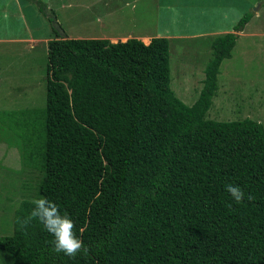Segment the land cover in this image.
Instances as JSON below:
<instances>
[{"label": "trees", "instance_id": "1", "mask_svg": "<svg viewBox=\"0 0 264 264\" xmlns=\"http://www.w3.org/2000/svg\"><path fill=\"white\" fill-rule=\"evenodd\" d=\"M252 17L214 38L191 106L170 88L168 38L47 41L44 109L21 113L35 123L23 126V158L41 176L0 236L12 264H264V127L206 117ZM40 197L72 219L86 252H53L36 219L22 227Z\"/></svg>", "mask_w": 264, "mask_h": 264}, {"label": "rangeland", "instance_id": "2", "mask_svg": "<svg viewBox=\"0 0 264 264\" xmlns=\"http://www.w3.org/2000/svg\"><path fill=\"white\" fill-rule=\"evenodd\" d=\"M17 1L0 0V7L4 2L8 4L0 12V39H27L23 43L0 41V236L11 233L14 209L20 201L35 196L41 176L39 170L24 161L20 146L26 132L23 126L31 125L27 132L30 133L34 123L21 113H39L45 105L47 50L43 43L29 42L34 36L61 37L64 31L67 36L63 38L91 39L103 32L100 37L108 38V33L135 32L137 19L147 20L146 26L154 31L158 25H165L171 35L177 36L169 45L170 88L178 99L191 106L203 87L205 68L212 59L211 44L219 35L216 31L251 13L253 17L238 37L231 57L220 65L218 89L206 117L222 122L251 119L264 127V0H221L225 11L235 10V21L230 15L224 21H211L207 23L209 28L204 29L206 35L195 38L185 33L202 32L194 26L186 30L188 26L177 28L174 15H167L165 8L159 11L155 0H48L46 6L52 9L45 11L51 19L44 26H38V19L45 17L43 13L34 11L31 4L20 7ZM39 1L43 6L45 0ZM201 1L207 9L210 3H216ZM105 11L110 14L101 13ZM0 264H12L10 254L0 251Z\"/></svg>", "mask_w": 264, "mask_h": 264}, {"label": "crops", "instance_id": "3", "mask_svg": "<svg viewBox=\"0 0 264 264\" xmlns=\"http://www.w3.org/2000/svg\"><path fill=\"white\" fill-rule=\"evenodd\" d=\"M46 1H48V0H45V2L42 1L45 6H46ZM181 1H183V3L179 4ZM181 1L180 0H155V4H156V7L159 9V11L161 8H165L167 15H174L175 24H178L177 28H180L181 26H185V27L188 26L187 28H185V30H186V29H190L192 26H194V28L198 29L197 32H202V33H194V35L189 34V33H185L186 35H189L190 38H195V37L200 36L202 34L206 35V33H203V32H205L204 29L209 28L207 23H209L211 21H215V20H216V22L218 20L224 21V20H226V17L229 15L233 17L234 21L236 19L235 10L231 9L229 11H225L223 8V4L221 3V0H214L216 2L215 4L210 0L212 3H210L209 9H207L205 7V5L203 4V1H201V0H181ZM25 4L26 5L31 4L32 6H30V7H32L34 9V11L39 10L40 13H43L39 9V4H40L39 0H31L29 2H26L25 0L17 1V5L20 7H23ZM44 5H43V7H44ZM7 6H8L7 2H4L2 4V7H0V12L5 11L7 9ZM44 9L51 10L52 7L49 8V5H48V6L44 7ZM189 11L191 12L192 15H190L188 13ZM101 13L106 14V15L110 14L108 11L101 12ZM158 13L160 15V12H158ZM164 14L165 13H162V15H164ZM43 15L45 17L42 18V20L38 19V21H39L38 26H40V25L44 26V24L50 18L48 15H45L44 13H43ZM187 16L189 17L188 19L186 18ZM137 23H138V25H137L135 32L133 30H125L124 33H118L117 35H113V34L108 33V35H109L108 38L100 37L103 34V32H100L99 33L100 35H96V36H93L90 38H92V39H106L109 41V43H111L110 41H115V40L124 42L127 40V39L123 40L125 38L137 39V40H140L141 42H143L145 45H147L153 37H165V38H168L170 40V42L175 40L177 37L175 35H171L170 29L168 27H166L165 25H163L161 27L158 25L154 31V30H151L150 28H148L146 26L147 20H141L140 21L139 19H137ZM232 24H234V23H230V26L224 27V30L221 29L220 31H216V32H219L218 34H223L224 32H227V31H233V29L231 28ZM148 26H149V23H148ZM244 30H245V27L239 33L238 37L240 36V34H242V32H244ZM62 32H63L64 36H67L64 31H61V33ZM63 35H62V37H63ZM180 36H183V35H179V37ZM52 38L53 37L40 35V36H34L28 40L33 45L43 43L46 46L47 41L49 39H52ZM86 39H89V38H86ZM112 39H114V40H112ZM7 40H14L16 42H22L23 43L27 39H24V38L23 39H20V38L0 39V41H7ZM116 42H114V43H116ZM235 47H236V45H235ZM200 91H201V89H200Z\"/></svg>", "mask_w": 264, "mask_h": 264}, {"label": "clouds", "instance_id": "4", "mask_svg": "<svg viewBox=\"0 0 264 264\" xmlns=\"http://www.w3.org/2000/svg\"><path fill=\"white\" fill-rule=\"evenodd\" d=\"M125 42V41H124ZM149 44V43H148ZM226 191L232 200L239 204L245 198L243 189L234 184L226 185ZM248 200L253 197L248 194ZM34 207L29 216L21 221L22 227L33 219L38 220L44 229L53 236L52 251L66 256L74 257L82 251H87L82 239L78 238L73 229L75 224L67 214H61L59 206L45 197L32 200Z\"/></svg>", "mask_w": 264, "mask_h": 264}]
</instances>
